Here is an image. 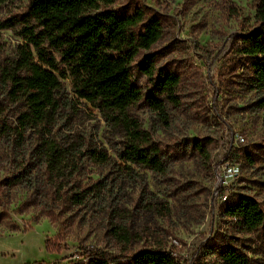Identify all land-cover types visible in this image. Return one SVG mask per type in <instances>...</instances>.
<instances>
[{
	"label": "rangeland",
	"instance_id": "374dc122",
	"mask_svg": "<svg viewBox=\"0 0 264 264\" xmlns=\"http://www.w3.org/2000/svg\"><path fill=\"white\" fill-rule=\"evenodd\" d=\"M28 1L0 4V22L25 14ZM106 8L128 14L138 9L160 21V39L142 55L153 54L156 69H170L178 77L175 98L165 104L167 123L161 122L160 111L144 101L152 80L136 71L132 77L142 99L129 115L162 149L174 152L168 174L118 161L121 135L117 129L89 104L75 101L74 109L56 120L52 136L90 142L113 159L111 167L85 162L81 185L106 180L112 186L110 204L115 210L109 212L101 203L66 204L51 220L43 212L44 202L31 191L17 188L0 193V264H80L91 251L129 250L131 255L155 241L180 264H217L209 247L212 241L235 248L248 264H264V220L257 229L244 230L223 213L226 205L249 196L264 217V107L256 104L264 93L248 87L250 69L236 51L238 35L254 22L252 0H113ZM18 32V27L0 30V81L2 64L18 54V47H25ZM63 83L68 89L69 81ZM2 99L0 82V103ZM2 122L15 125L0 104ZM201 138L212 142L211 169L196 154L182 149L188 141ZM7 154L0 138V181L7 175ZM231 164L233 177L222 186ZM146 197L165 205L168 217L146 211ZM124 221L132 240L127 247L116 236Z\"/></svg>",
	"mask_w": 264,
	"mask_h": 264
},
{
	"label": "trees",
	"instance_id": "16d2710c",
	"mask_svg": "<svg viewBox=\"0 0 264 264\" xmlns=\"http://www.w3.org/2000/svg\"><path fill=\"white\" fill-rule=\"evenodd\" d=\"M7 1L0 0V4ZM252 2L254 22L238 35L236 51L250 69L248 87L264 93V0ZM112 3L113 0H29L25 14L0 22V30L18 27V35L25 43L1 67L0 104L15 125H0V138L8 147L7 175L0 181V193L17 188L31 191L44 202L43 212L51 220L54 212L62 211L66 204L84 207L101 203L109 212L115 210L110 204L112 186L106 180L88 179L90 182L81 185L85 162L111 167L115 165L113 159L90 142L60 141L52 136L56 120L73 110L75 101L89 104L117 129L121 148L116 158L123 164L167 175L174 156L129 115V109L142 99L141 88L132 77L136 71L152 80V90L144 101L153 111H160L161 122L167 123L165 104L175 98L178 77L170 69H156L153 54L142 55L160 39V21L155 15L145 17L138 9L130 14L107 9ZM67 80L68 89L63 83ZM256 104L264 107V96ZM17 121L21 128L18 132ZM26 131L29 134L23 135ZM211 147L209 138H201L188 141L182 149L196 154L211 169ZM145 200L146 211L168 217L165 205L147 197ZM223 213L244 230H255L264 220L259 204L249 196L226 205ZM130 235L124 221L116 236L127 247L132 242ZM209 243L217 264H248L235 248L218 241ZM46 249H52L48 241ZM128 251H91L80 264H180L159 241L131 255Z\"/></svg>",
	"mask_w": 264,
	"mask_h": 264
},
{
	"label": "built area",
	"instance_id": "2783aa9c",
	"mask_svg": "<svg viewBox=\"0 0 264 264\" xmlns=\"http://www.w3.org/2000/svg\"><path fill=\"white\" fill-rule=\"evenodd\" d=\"M234 169H235V165H234V164L227 165V169H226V171H225V173H224V175H223L224 178L221 180V182H222V186L227 184V181H226V180H227L228 178H232V177H233ZM218 181H219V180H218ZM221 197H222V196H221ZM222 198H223V200H226V197H225V196H223ZM222 198H221V199H222Z\"/></svg>",
	"mask_w": 264,
	"mask_h": 264
}]
</instances>
